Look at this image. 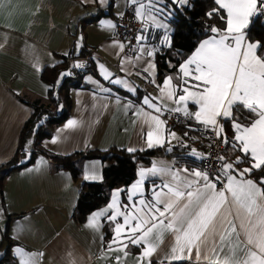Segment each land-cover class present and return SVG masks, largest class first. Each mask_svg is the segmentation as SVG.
<instances>
[{
  "label": "snow or ice",
  "instance_id": "snow-or-ice-1",
  "mask_svg": "<svg viewBox=\"0 0 264 264\" xmlns=\"http://www.w3.org/2000/svg\"><path fill=\"white\" fill-rule=\"evenodd\" d=\"M98 2L103 6L105 0ZM213 3L216 7L205 15L209 19L218 17L221 25H206L205 31L209 35L197 42L191 54L178 66L169 64L170 68L176 69V74L166 75L162 86L157 85L160 97L144 96L141 100L142 106L156 113H145L150 120L145 144L147 149L167 144L166 151L171 152L172 139L180 138L168 130L167 121L161 117L166 112L181 113L186 119L213 131L217 140L241 155L231 161L223 155L218 156V167L211 171L207 168H175V160L168 165L152 162L150 167L138 169L135 182L113 191L110 202L89 215L88 227L98 230L103 227L101 221L110 226L112 239L107 242L108 251L120 252L127 257L129 244L141 247L137 264H153L164 232L170 233L174 240L156 264L193 260L195 264L200 261L208 264H264V187H260L264 185V176L258 183L246 178L254 171H264V54H257V49L264 44L248 41L245 33L250 19L264 13V0H213ZM126 4L133 9L135 19L141 24L134 37L135 60L144 61L147 66L143 72L152 74L155 63L145 57H154L161 47H172L174 30L170 27V20L174 15L173 6L179 9L190 5L188 0H126ZM118 16L122 17L123 13ZM108 26L117 27L111 21ZM157 38L158 43H155ZM113 45L121 51L125 48L117 41ZM129 46H132L131 41ZM123 65L124 60L121 61L122 71ZM73 67L83 65L77 62ZM99 68L104 79L135 94L136 88L129 81L112 78L104 65ZM71 74L70 70L61 72L52 87L59 86ZM151 82L155 83V80ZM164 99L176 106L168 108L162 103ZM189 103L196 107L195 112L189 111ZM128 107H133L131 101ZM141 111L136 108L135 114ZM242 111L247 115H238ZM221 120L231 123V137ZM76 124V120L70 119L65 127L72 128ZM51 142L56 143L57 139L53 137ZM30 144L31 141L25 145V159L31 158ZM181 146L190 148L187 156L195 160L204 161L211 155L197 151L187 142L182 141ZM144 150L126 149L129 153ZM39 162L46 163L43 157ZM242 163L250 166L238 169L236 165ZM95 179V175H85V180ZM153 179L160 180V183L151 184L148 190L151 195L148 196L145 184ZM217 185H220L219 189ZM122 193H126V203L120 200ZM2 212L0 209V215ZM237 220L239 225L235 223ZM241 233L245 237L242 244ZM13 251L19 258L18 264H38L37 257L43 255L27 252L20 246ZM237 251L242 253L239 258ZM115 260L120 264L121 256L117 255Z\"/></svg>",
  "mask_w": 264,
  "mask_h": 264
},
{
  "label": "crops",
  "instance_id": "crops-1",
  "mask_svg": "<svg viewBox=\"0 0 264 264\" xmlns=\"http://www.w3.org/2000/svg\"><path fill=\"white\" fill-rule=\"evenodd\" d=\"M109 2L111 13L107 12L106 5ZM127 8L133 14V9L127 6L126 0H105L103 6L98 0H0V163L8 160L17 147L19 130L31 111V106L25 99L39 98L45 101L47 97L49 83L41 78V69L58 61V53H67L82 46L88 48L89 52L85 56L73 57L72 62L83 65L78 69L82 70V81L87 85L70 89L69 115L52 127L49 136L41 138V145L59 154L78 149H104L110 145L126 149L146 148L145 134L150 120L145 113H156L142 106L141 100L144 96L160 97L157 85L162 86L164 77L171 73L158 79L154 57H145L155 63L154 73H145L143 69L147 65L144 61L136 62V52L129 55L113 45L114 41L123 43V40L114 34L115 29L110 28L108 22L116 24L118 13H123ZM98 10L104 12L95 19H89ZM246 39L258 42L247 36ZM196 45L184 58L191 54ZM89 59L91 63H88ZM181 61L182 59L177 66ZM100 65H104L112 78H122L134 85L135 94L104 79ZM152 79L155 83L151 82ZM140 89L143 91L137 95ZM129 101L133 107H128ZM162 103L168 108L176 106L166 99ZM188 107L191 112L197 110L191 103ZM136 108L142 109L138 115L135 114ZM70 119L76 120L77 124L66 128ZM168 130L175 132L177 137H182L178 129L171 127ZM53 137L57 139L56 143L51 142ZM179 140L172 139L171 146ZM190 147L201 152L196 144L190 143ZM41 157L46 163L40 164ZM173 161L172 155H154L148 165H140L138 169L148 168L152 162L168 165ZM80 165L83 179L86 174L95 175V180L102 177V161L99 158H83ZM174 167L203 169L200 166L189 167L178 163ZM246 167L249 166L240 169ZM246 178L259 182L252 175ZM136 179L137 173L128 186ZM152 183L159 184L160 180L146 182L145 191L148 196L151 195L148 190ZM219 187L217 185L218 189ZM117 189L120 187L112 188L106 203L91 209L83 220L76 221L72 213L79 187L68 169L56 165L47 156L36 153L31 162L9 170L0 183V209L3 210L0 215V231L6 228L10 240L16 242L9 247V257L14 259V264H18L19 258L14 255L13 250L20 246L30 253H42V256L37 257L38 264H117V255L121 256L120 264H137L141 247H138L137 252H132L129 248L133 245L129 244L127 257L120 252L108 251L106 245L112 239V233L105 239V228L109 227L111 231L110 226L104 221H101L103 227L98 230L87 226L89 215L105 207L110 202L112 192ZM121 202L126 203V198ZM235 223L239 225L238 220ZM244 239L241 233V244ZM173 240L170 233H163L162 243L153 262L163 257ZM5 247L6 242L0 238V255ZM240 256L242 253L237 251V257ZM173 262L172 264H177ZM188 262L185 264H195L194 260ZM199 264L208 262L200 261Z\"/></svg>",
  "mask_w": 264,
  "mask_h": 264
},
{
  "label": "trees",
  "instance_id": "trees-1",
  "mask_svg": "<svg viewBox=\"0 0 264 264\" xmlns=\"http://www.w3.org/2000/svg\"><path fill=\"white\" fill-rule=\"evenodd\" d=\"M188 4L190 6L179 9L173 6L174 15L170 20V27L174 30L172 35V47H161L154 56L158 79L166 73H171V75L176 74V69L170 68L169 64L177 66V63L183 59L191 49H193L198 40L209 34L205 31L206 25L215 24L220 26L222 23L218 17L209 19L205 15L206 12L216 7L213 0H188ZM106 6H108L107 12L111 13L110 2ZM128 9L129 8L126 10ZM103 12L104 11L102 10H98L97 12L92 13L89 19H95ZM245 33L249 39H257L258 42L264 44V13L256 14L250 19L248 27L245 29ZM158 36L159 33L157 34V37ZM155 43H158V38ZM88 52V48L84 46L77 50L68 51V55L55 52L56 54L58 53L57 55L60 56V59L53 64L45 65L41 69V78L49 83L47 97L45 101L39 98L25 99V101L31 106V111L19 130L17 147L8 160L0 163V183L9 170L31 162L36 153H41L47 156L56 165L68 169L79 187L72 213V217L76 221L83 220L85 215L90 212L91 209L106 203L109 199L112 188L120 187V189H122L127 187L134 179L138 167L140 165H148L154 155H172L176 163L179 165L202 167V161L187 156V153L190 150L189 148L182 147L181 142H187L188 145H190V143L196 144L200 147L202 153L205 151L199 143L184 140L183 137L180 138L177 144H172L171 152L165 151L164 147H160L154 149L144 148V151L129 153L123 146L110 145L104 149H78L68 153L59 154L49 151L41 145V138L49 136L52 127L69 115L71 108L70 89L87 85L82 81V70L73 67L74 64L72 58L76 56H85ZM257 53L259 55L264 54V47L257 49ZM65 70H70L72 74L65 77L59 86L52 87L55 85L60 73ZM174 82L176 83V81ZM142 91L143 90L140 89V91L137 92V95ZM238 115L246 116L247 112L242 111L241 113H238ZM187 123L191 125L196 124L191 119H188ZM221 123L224 124L228 136L231 137L233 134L231 123L223 120H221ZM185 126L184 123L173 126L168 125V128H176L182 132ZM29 139L31 141V144L29 145L31 158L25 159V145L28 144ZM224 149L228 155L229 161L234 160L236 156L241 155L239 151H233L230 146L224 145ZM86 157H97L102 161L103 173L99 180H85L82 178L80 161ZM243 166L250 165L248 163L236 165L238 169ZM250 175L259 179L261 176H264V171L257 170ZM262 187H264V185H262ZM125 198L126 193H122L121 200L123 201ZM110 234L111 231L109 230V227L105 228V239L108 238ZM0 238L6 242L5 250L3 254L0 255V264H14V259L9 257V247L16 242L10 240L6 228L0 231ZM138 249L139 248L136 246H130L129 248L132 252H137ZM173 263L185 264L189 262L180 261ZM153 264H156V262H153Z\"/></svg>",
  "mask_w": 264,
  "mask_h": 264
},
{
  "label": "built area",
  "instance_id": "built-area-1",
  "mask_svg": "<svg viewBox=\"0 0 264 264\" xmlns=\"http://www.w3.org/2000/svg\"><path fill=\"white\" fill-rule=\"evenodd\" d=\"M116 25L117 27L115 28L114 34L123 40V44L125 45L124 51L129 55L134 54L136 52L134 48L136 44L134 37L139 28V22H137L131 12L125 10L122 17H117ZM129 41H131L132 46H129ZM88 63H91L90 59L88 60ZM163 119H165L167 125L170 126L185 123L186 126L181 132L183 139L199 143L205 150L203 154H211L208 159L202 161L203 169L207 168L209 171L216 169L218 167L216 159L218 156L223 155L228 158L224 145L216 139L213 131L206 130L201 124H186V118L181 113L166 112L163 115ZM185 133H187V136L184 135Z\"/></svg>",
  "mask_w": 264,
  "mask_h": 264
},
{
  "label": "rangeland",
  "instance_id": "rangeland-1",
  "mask_svg": "<svg viewBox=\"0 0 264 264\" xmlns=\"http://www.w3.org/2000/svg\"><path fill=\"white\" fill-rule=\"evenodd\" d=\"M127 11H129L130 12V10L128 9ZM132 14V13H131ZM133 15V14H132ZM135 18V17H134ZM139 26H140V24H139ZM31 139V138H30ZM30 139L28 140V142L30 141Z\"/></svg>",
  "mask_w": 264,
  "mask_h": 264
},
{
  "label": "water",
  "instance_id": "water-1",
  "mask_svg": "<svg viewBox=\"0 0 264 264\" xmlns=\"http://www.w3.org/2000/svg\"><path fill=\"white\" fill-rule=\"evenodd\" d=\"M167 147H168V145L166 144L165 147H164L165 151H166V148H167Z\"/></svg>",
  "mask_w": 264,
  "mask_h": 264
}]
</instances>
